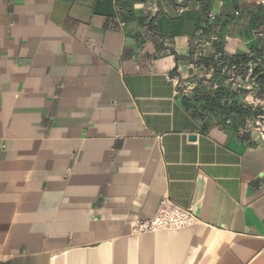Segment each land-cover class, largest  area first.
I'll return each mask as SVG.
<instances>
[{
	"label": "crops",
	"instance_id": "0c3cea01",
	"mask_svg": "<svg viewBox=\"0 0 264 264\" xmlns=\"http://www.w3.org/2000/svg\"><path fill=\"white\" fill-rule=\"evenodd\" d=\"M208 9L252 55L256 0H0V264H264V144L184 103Z\"/></svg>",
	"mask_w": 264,
	"mask_h": 264
},
{
	"label": "trees",
	"instance_id": "16d2710c",
	"mask_svg": "<svg viewBox=\"0 0 264 264\" xmlns=\"http://www.w3.org/2000/svg\"><path fill=\"white\" fill-rule=\"evenodd\" d=\"M208 9L198 28L197 34L202 38L198 47V57L194 64L203 67L206 75L200 79L191 97H185L184 103L193 115L205 125L211 121L224 124L228 131L239 134L241 130H252L253 124L258 119H264V108L254 107L247 103L248 91L244 88L246 79L254 84L257 96L264 97V20L256 18L252 28L257 32L260 45L249 56H231L224 50L222 33L218 32V18L209 17ZM212 35L218 36V41L212 43L214 56L204 57L202 43ZM195 55V53H194ZM193 59V58H192ZM236 67V82L230 79V69Z\"/></svg>",
	"mask_w": 264,
	"mask_h": 264
},
{
	"label": "built area",
	"instance_id": "2783aa9c",
	"mask_svg": "<svg viewBox=\"0 0 264 264\" xmlns=\"http://www.w3.org/2000/svg\"><path fill=\"white\" fill-rule=\"evenodd\" d=\"M258 6H260L264 12V0H256ZM209 17L214 20L215 15L209 14ZM259 37L263 38L264 34H259ZM218 41V36L212 35L209 40L202 43V49L211 48L213 42ZM231 41L230 36H226L223 42L229 43ZM214 56V54H213ZM237 68L234 66L230 69V79L232 83L236 82ZM246 85L244 88L249 92L246 98L248 104L254 107L264 108V97L257 96V89L249 77L246 79ZM252 130L257 132L260 141L264 144V119H258L252 126ZM264 178V170L262 172ZM197 221L195 214L192 210L182 209L170 202L163 204L159 212L152 218L139 219L134 224V232L139 234L160 232L165 230H178L186 228Z\"/></svg>",
	"mask_w": 264,
	"mask_h": 264
},
{
	"label": "rangeland",
	"instance_id": "374dc122",
	"mask_svg": "<svg viewBox=\"0 0 264 264\" xmlns=\"http://www.w3.org/2000/svg\"><path fill=\"white\" fill-rule=\"evenodd\" d=\"M261 18H262V20H264V12H263V10H262V17Z\"/></svg>",
	"mask_w": 264,
	"mask_h": 264
},
{
	"label": "water",
	"instance_id": "95a60500",
	"mask_svg": "<svg viewBox=\"0 0 264 264\" xmlns=\"http://www.w3.org/2000/svg\"><path fill=\"white\" fill-rule=\"evenodd\" d=\"M190 139H191V140H195V139H196V137H195V136H192Z\"/></svg>",
	"mask_w": 264,
	"mask_h": 264
}]
</instances>
